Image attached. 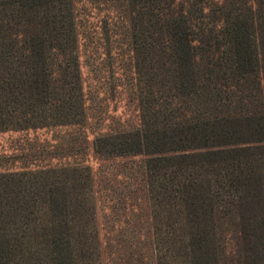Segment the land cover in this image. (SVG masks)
Wrapping results in <instances>:
<instances>
[{"label":"trees","instance_id":"trees-1","mask_svg":"<svg viewBox=\"0 0 264 264\" xmlns=\"http://www.w3.org/2000/svg\"><path fill=\"white\" fill-rule=\"evenodd\" d=\"M93 50L132 82L133 124L92 147L145 159L149 241L179 264H264V0H0V133L82 127ZM79 169L0 172V264H103Z\"/></svg>","mask_w":264,"mask_h":264},{"label":"rangeland","instance_id":"rangeland-1","mask_svg":"<svg viewBox=\"0 0 264 264\" xmlns=\"http://www.w3.org/2000/svg\"><path fill=\"white\" fill-rule=\"evenodd\" d=\"M86 9L94 16L110 8ZM81 62L87 79L83 83L87 97L83 128L0 133V172L54 165H74L85 175L82 179L90 172L93 184L89 183L87 192L100 202L95 225L89 221V227L100 231L103 264H179L160 237L149 241V233L156 237L154 226L158 224L148 219L151 203L143 200L148 197L142 188L145 159L97 154L92 147L97 134L120 132L133 124L138 112L128 89L132 82H122L125 78L117 74L120 62L102 50L87 51Z\"/></svg>","mask_w":264,"mask_h":264}]
</instances>
